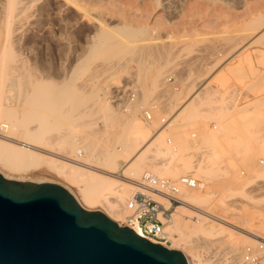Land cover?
Listing matches in <instances>:
<instances>
[{
    "label": "bare ground",
    "instance_id": "1",
    "mask_svg": "<svg viewBox=\"0 0 264 264\" xmlns=\"http://www.w3.org/2000/svg\"><path fill=\"white\" fill-rule=\"evenodd\" d=\"M36 2L37 0H4L0 6V174L16 181L59 184L74 197L80 207L85 210H99L122 226L125 202L136 190L137 180L146 175L160 179L182 180L180 178L186 177V173L189 172L187 170L195 165L192 164V156H186L189 148L187 132L178 126L171 131L172 134L169 132L170 136H165L166 132L162 129L161 121L159 122L161 125L156 122L158 111L154 110L160 102L157 98L154 100V97L152 99L154 101L150 102L160 84L163 83L164 86L166 81L172 79V76L165 74L175 62L173 59L177 57H175L176 51L175 49V53L173 50L170 51L173 46L169 48V42L168 46L167 43L151 41L145 36L147 34L144 29L124 26L119 30L123 35V38H120L102 24L90 22L91 31L94 33L86 38V45L83 47L85 53L72 56L75 66L71 67L69 74L65 72L67 68L64 65H59L62 68L56 69L57 67L54 68L52 64H45L43 61L35 63L32 57L29 58L31 62L28 64L18 55L16 44L23 40L26 45L23 46L30 56L36 47L35 36L41 35L44 29L48 34H53L54 29L53 23L42 16L44 5ZM262 21L259 19V23L264 22ZM55 24V28L59 30L56 40L58 49L65 51L63 53L67 57L68 51L70 52L74 47L69 36H62V33L67 34L74 24L62 18ZM261 35L264 37V33ZM18 46L21 48L20 45ZM68 54L71 56L72 51ZM245 55L248 58L250 56L246 52ZM247 57L243 56V60L239 57L240 61L237 60L239 63L235 60L237 62L235 68L237 67L238 71L232 69L234 64L230 66L231 69L242 72L244 66L251 63ZM132 62L137 68L128 72ZM9 68L12 71L23 69V72L16 74L17 76L14 74L15 88L12 87L13 81L11 82L10 73L7 71L8 69L10 72ZM37 68L42 69L43 72L40 70L38 72ZM104 70L121 74L119 86L112 85V82L110 85L105 78L102 86L100 85L98 76ZM57 71L58 74H62V76L58 75L60 78H56ZM251 72L252 70L250 74ZM82 76L89 77L88 83L91 84L89 89L83 87L86 78L83 80V85L79 84L83 83V81L79 82ZM222 76L219 81H222ZM55 78L59 81H55ZM130 81L135 82L134 89L131 85L134 93L132 99L126 105L124 112L116 115L108 95L114 92L113 96L117 97L119 91H122ZM168 90L167 88L166 91ZM160 101L161 107L166 105L168 107V103H171L168 99L165 102ZM196 102L199 101L196 100L185 109L186 115L191 117L197 113ZM254 106L256 107L257 104ZM246 107H244L245 111ZM144 108L148 109L145 111V117L152 122L153 128L156 129L154 132L137 117ZM150 110L154 114L153 118ZM247 110L250 115L252 113V118L254 116L256 118L252 119L244 111L245 113L239 114V119L236 118L235 127H232L237 128L240 133L236 142L238 141L237 143L243 147L242 151L245 152L246 157L247 149L252 146L250 133L253 131L250 130L253 129V123L257 122L259 116L256 115V109L253 111L255 115L252 108L249 111L248 107ZM178 113L180 111L174 116L179 115ZM175 117L173 119L171 117L170 121L175 120ZM115 118L121 126L119 130L114 128ZM161 120L165 119L161 118ZM53 126L57 128L54 136L50 133ZM251 126L252 129L249 130ZM209 137L208 139L206 137V141L209 143L210 139L214 147L219 141H216L211 134ZM212 155L210 164L219 158L215 151ZM185 157L190 158V162ZM259 158L260 162L264 161L262 156V159ZM201 165L192 168L195 169L197 178L202 180L200 186L180 187L178 197L181 203L175 207L170 221L165 226L170 244L163 245L181 251L187 264H192V260L196 264H238L245 251L244 243L255 247L258 244L264 246V235H262L264 212L260 213L261 216L257 214L260 216V221L255 220L258 216L245 217L246 214H240L242 219H238L239 215L235 216L238 219L235 221H239L238 224L242 223L239 228H236L238 224L232 223V220L230 222L227 218L218 215L216 212L219 210L222 214L233 211L228 207L229 199H233L236 194L232 195V191H237L242 198L248 197L247 194L251 190L246 189L251 184L240 183V186L234 188L233 180L222 176L213 167L206 166V169L205 165L202 168ZM181 173L185 175L181 176ZM40 175L48 177L40 178ZM253 175L255 178L264 177V171L257 168ZM45 178L46 180H43ZM213 206L219 210L216 211ZM236 213L239 214L237 211ZM185 215L191 220H185ZM130 228L142 235L136 227ZM175 235L177 237H174ZM255 241L258 244H254ZM202 246L208 249L206 256L201 251ZM220 246L222 248L217 250ZM262 257L264 258V254ZM260 264H264V259Z\"/></svg>",
    "mask_w": 264,
    "mask_h": 264
},
{
    "label": "rangeland",
    "instance_id": "2",
    "mask_svg": "<svg viewBox=\"0 0 264 264\" xmlns=\"http://www.w3.org/2000/svg\"><path fill=\"white\" fill-rule=\"evenodd\" d=\"M37 2L44 5L42 16L53 23L54 29L53 34H48L47 30L44 29V32L42 31L41 35L39 34V38L36 37L37 35L35 36L36 39L34 38V43L36 47H34V53L30 56L27 49L24 48L26 45L23 40V44L22 41H20L21 44H16L15 47L18 55L28 64L31 62L29 58L32 57L34 58L33 60L36 61L35 63L43 61L45 64H52L51 66H54V68L57 67L56 69L62 68L61 66L64 65V67L66 66L67 68L65 72L67 71L66 73H68L69 71L70 73L71 67H73V65L75 66V60H72V56L85 53L83 47L86 45V38L87 36H92L94 33L91 31L90 22L102 24L120 38H123V35L119 31L120 28L127 26L144 29L147 34L145 36L147 38L149 37L151 41L167 43L168 46L169 42V48L172 46L174 47H172L170 51H174L175 49L176 53L175 51L173 53H175V57H177L173 59L175 60L172 64L173 66H171L168 70L169 72L165 74V76L167 74L172 76V79L169 82L166 81L164 86L163 83H161L159 89L150 100V102H153L157 98L158 102H160L157 108H154V110L156 109L158 111L157 114L159 119L157 118L156 122L159 123L161 121L163 126L162 129L166 132L165 136H170L169 132L178 126L184 132H187L188 135H186V138L188 139L189 148L186 156H192V164H195V168H197L198 166L196 167V165L199 164H202L200 166L201 168L203 165H205V168L206 166L208 168L213 167L218 173L222 174V176L233 180L234 184L232 185L234 188L236 186L238 187L240 183L243 184L248 182L251 184L246 189L247 191H251L248 193L249 195L247 194L248 197H244L245 199L240 197L241 195L239 193L238 195L237 191H232V195L236 193L235 195L240 198L234 195L235 198L233 196V199H229L228 202H230V205L228 207L233 210L230 211V213L227 212V214H222L219 208L217 209L213 206L217 209L216 211L219 210L216 212L218 215L227 218L230 222L233 221L232 223L238 224L239 221H235V219H242L240 214H246L245 217H254L258 216V213L264 212V177L261 176L259 179L255 178L253 175L257 168L264 171V161L260 162L258 160L261 156L264 159V37L261 35L264 33V0H37ZM3 3L4 0H0V6ZM61 18L74 24L72 29L68 30L67 34L62 33V36H69L74 47L73 50H75H71V56L68 54L71 53V51H68L67 57L63 53L65 51L60 48L58 49L59 46L56 41L59 30L55 28V23ZM259 19L260 21L263 20V23H259ZM18 45H20L21 48H19ZM245 52L246 54L249 53V58L245 55ZM238 56L242 60L243 56L244 58L247 57L251 62L249 65L246 64L244 66L246 70L243 68L244 70H242V72L244 71L245 73L241 71L237 72V67L235 68V63L240 61ZM235 60L238 61L236 62ZM134 64L133 62L131 63L130 70H127L128 72L137 68ZM232 64H234L232 66L234 68L232 69H236L237 71L231 69L230 66ZM249 66H251L250 69H247ZM39 70L40 69L37 71L43 72L42 69ZM250 70H252L251 74ZM7 71L10 73L11 82L13 81L12 87L14 86L13 88H15L14 80L17 76L16 74L23 72V69L18 68V70L13 71L11 69L10 72L7 69ZM127 73L123 74L127 75ZM100 74L98 80L101 86L104 78L106 81H109L110 85L112 82V85L119 86L118 81H120L121 74L112 73L109 70H104L100 72ZM58 75L62 76V74H58L57 71L56 78H60ZM221 76L223 77L222 81H219ZM86 77L82 76V80H78L81 82L87 79L85 84L84 81L83 83H78L80 85L84 84L83 87L89 89L91 84L88 83L89 77ZM224 77H227V79ZM56 78L55 81H59V79ZM133 84H135L133 81L126 84L123 87L124 89L122 88V91H119L117 97L113 96L114 92L108 95L110 96V104L115 109L116 115L124 112L126 105L131 101L132 94H134L131 88ZM166 85L169 89L168 91H166ZM132 87L134 89V85ZM161 87L165 88V91L163 88L161 90ZM120 96H122V98H120ZM153 97L154 100H152ZM166 99L171 103H168V107H166L167 105L161 107L162 104L160 100L165 102ZM196 100L199 101L196 102L198 111L190 117L188 114L186 115L185 109ZM253 104H257V106L255 107ZM244 107H246L247 112L248 107L249 111L252 108V112L256 109V115H259L257 122L255 124L253 123L254 126L252 125L253 129L252 126L249 127V130L252 129L250 132H253L247 133L251 135V138L250 135L248 138H250V140L252 139V146L250 145V149H247V157L245 156V152L243 153L242 151L243 147L237 143L238 141L236 142L240 133L237 128H232L235 127V121L239 119V114L245 111ZM146 108L138 113L137 117L154 132L156 129L153 128L152 122L145 117V111L148 110ZM177 111H180V113L175 117L174 114H176ZM255 112H253L254 115ZM150 113L153 118L154 114L151 110ZM247 114L249 117L253 116L252 113L251 115L249 113ZM170 115L172 119L175 117V120L170 121ZM184 116L187 117V119ZM161 118L165 120L162 121ZM255 118L256 116L252 119ZM114 121L116 123L114 128H117L115 130H119L121 126L118 125V119L115 118ZM172 121L178 124H173ZM171 124L174 126L172 127ZM255 125H257V128H255ZM56 131V126H53L50 130L51 135L54 136ZM172 133L173 132H171V134ZM209 134L214 136L216 141H219L216 142V144L219 145L215 144L213 147L210 143V139L209 143L206 141ZM212 143L214 144L215 142ZM214 151L215 154H218L219 158L216 159L213 164H210V158H212L211 155ZM194 167H190L186 175L194 176L195 169H192ZM183 174L181 176H183ZM39 177L44 178L48 176L40 175ZM194 177L197 178L196 175ZM43 180H46V178ZM213 211L215 212V210ZM234 211L235 213L237 211L239 214L232 213ZM233 214L235 215L232 216ZM235 216H238V219L235 218ZM260 216L255 220L260 221ZM184 218L185 220H191L188 215H185ZM262 218L264 219V217ZM241 224H238L236 228H239V225L242 226ZM244 225L246 226V224ZM174 237H177V235ZM258 240L262 241L261 239ZM166 244H170V242ZM254 244L258 243L255 241ZM244 245H246L244 247L245 249L247 247L250 249H257L259 244L256 245L257 248L248 243H244ZM205 248L206 247L203 248V246L201 248L204 256L208 254V249ZM221 248L222 246L217 248V250ZM261 262L262 260L258 264ZM192 264H196V262L192 260Z\"/></svg>",
    "mask_w": 264,
    "mask_h": 264
},
{
    "label": "water",
    "instance_id": "3",
    "mask_svg": "<svg viewBox=\"0 0 264 264\" xmlns=\"http://www.w3.org/2000/svg\"><path fill=\"white\" fill-rule=\"evenodd\" d=\"M0 264H187L99 210H85L61 185L0 174Z\"/></svg>",
    "mask_w": 264,
    "mask_h": 264
},
{
    "label": "built area",
    "instance_id": "4",
    "mask_svg": "<svg viewBox=\"0 0 264 264\" xmlns=\"http://www.w3.org/2000/svg\"><path fill=\"white\" fill-rule=\"evenodd\" d=\"M171 180L156 178L151 175L141 177L136 181V190L125 202V214L122 225L136 227L141 236L148 240L166 244L170 242L169 234L165 230L172 213L181 203L178 197L181 186L197 188L202 181L192 175ZM264 246L257 249L246 248L238 264H258L264 258Z\"/></svg>",
    "mask_w": 264,
    "mask_h": 264
}]
</instances>
